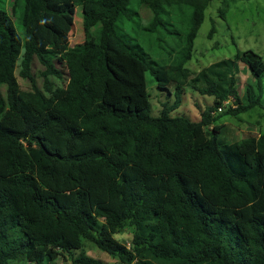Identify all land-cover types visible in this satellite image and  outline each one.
<instances>
[{
  "label": "trees",
  "instance_id": "1",
  "mask_svg": "<svg viewBox=\"0 0 264 264\" xmlns=\"http://www.w3.org/2000/svg\"><path fill=\"white\" fill-rule=\"evenodd\" d=\"M209 1L0 0V264H106L87 243L112 264H264V131L230 142L220 122L264 109V65L246 51L186 66ZM75 6L84 38L71 46ZM188 9L171 61L156 58L149 35L174 38ZM237 61L256 81L242 95ZM147 70L174 88L156 116ZM185 85L212 98L199 120L170 114Z\"/></svg>",
  "mask_w": 264,
  "mask_h": 264
},
{
  "label": "rangeland",
  "instance_id": "2",
  "mask_svg": "<svg viewBox=\"0 0 264 264\" xmlns=\"http://www.w3.org/2000/svg\"><path fill=\"white\" fill-rule=\"evenodd\" d=\"M176 15L173 27L168 26V28H173L177 31L173 33L174 38L161 26L149 35L150 45L158 52L155 55L156 58L164 62L171 61V50L180 45L181 38H184L185 31L190 27L189 9ZM134 18L138 20L140 25L146 23L145 19L141 20L136 15H134ZM81 19V7L75 6L68 17L67 24L61 29L64 36L63 40L71 46L83 41ZM212 27L214 28V33L212 36H209ZM17 30L19 29L17 28ZM246 51L255 52L264 65V0H210L204 11V19L194 39L191 60L187 61L186 66L192 72H198L213 62L233 58L236 52ZM56 66L62 65L57 63ZM39 68L40 65L38 63L35 64L33 72H37ZM235 68L237 76L236 87L239 94L242 95L244 86L247 83L255 85L256 81L250 78V73L243 62L237 61ZM145 78L151 102V115L156 116L160 113L163 104H169L174 100V88L172 85L169 86L170 90L159 88L148 70L145 72ZM36 79L39 80L37 76ZM19 82L22 88L28 87V84L21 78H19ZM261 83L263 87L262 102L264 103V75L261 77ZM211 99V97L193 90L191 86L185 85L180 106L172 110L170 114L172 116H185L191 120H199L200 110L211 103ZM225 102L227 104L223 107V110L228 106L233 107L235 105L231 98ZM220 122H224L223 124L227 128L226 137L230 138L228 139L230 142L233 141L232 139L258 135L260 131H264V109L254 107L249 112L239 114V116L225 115L221 118ZM129 238V233L126 231L114 234L116 241L126 245L129 244ZM85 249L88 255L97 257L106 264H112L116 261V258L109 256L92 244L87 243ZM9 264L25 263L9 262ZM49 264L67 263L61 257H58Z\"/></svg>",
  "mask_w": 264,
  "mask_h": 264
},
{
  "label": "built area",
  "instance_id": "3",
  "mask_svg": "<svg viewBox=\"0 0 264 264\" xmlns=\"http://www.w3.org/2000/svg\"><path fill=\"white\" fill-rule=\"evenodd\" d=\"M227 103L226 102H224V105H226ZM233 106H235V105H233ZM223 109V106H221V107H219L218 108V110H222Z\"/></svg>",
  "mask_w": 264,
  "mask_h": 264
},
{
  "label": "clouds",
  "instance_id": "4",
  "mask_svg": "<svg viewBox=\"0 0 264 264\" xmlns=\"http://www.w3.org/2000/svg\"><path fill=\"white\" fill-rule=\"evenodd\" d=\"M222 106L224 107L225 105H224V103L222 104ZM236 106V105H235ZM235 106H233V107H235ZM218 110V109H217ZM218 111H221V110H218Z\"/></svg>",
  "mask_w": 264,
  "mask_h": 264
}]
</instances>
